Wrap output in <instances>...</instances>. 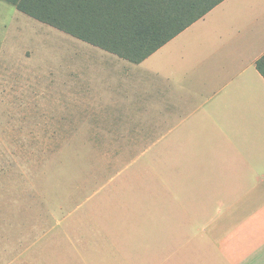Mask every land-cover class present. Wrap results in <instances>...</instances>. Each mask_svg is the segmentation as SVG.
<instances>
[{"label":"crops","instance_id":"0c3cea01","mask_svg":"<svg viewBox=\"0 0 264 264\" xmlns=\"http://www.w3.org/2000/svg\"><path fill=\"white\" fill-rule=\"evenodd\" d=\"M106 53L80 68L79 104L142 121L117 138L137 155L115 170L151 155L143 192L111 219L127 229L113 264H264V0H225L141 64ZM20 235L0 242V264H55Z\"/></svg>","mask_w":264,"mask_h":264},{"label":"rangeland","instance_id":"374dc122","mask_svg":"<svg viewBox=\"0 0 264 264\" xmlns=\"http://www.w3.org/2000/svg\"><path fill=\"white\" fill-rule=\"evenodd\" d=\"M105 54L0 1V242L22 234L23 244L51 248L55 264L69 242L77 249L69 264H113L114 245L127 243L113 214L121 199L128 209L149 177L151 155L131 169L113 166L137 155L114 146L142 121L127 106L79 104L80 68Z\"/></svg>","mask_w":264,"mask_h":264},{"label":"trees","instance_id":"16d2710c","mask_svg":"<svg viewBox=\"0 0 264 264\" xmlns=\"http://www.w3.org/2000/svg\"><path fill=\"white\" fill-rule=\"evenodd\" d=\"M76 39L141 64L225 0H0ZM264 77V57L256 64Z\"/></svg>","mask_w":264,"mask_h":264}]
</instances>
